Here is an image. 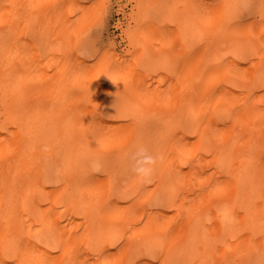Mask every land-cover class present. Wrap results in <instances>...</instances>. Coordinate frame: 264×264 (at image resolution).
<instances>
[{"label":"bare ground","instance_id":"bare-ground-1","mask_svg":"<svg viewBox=\"0 0 264 264\" xmlns=\"http://www.w3.org/2000/svg\"><path fill=\"white\" fill-rule=\"evenodd\" d=\"M0 264H264V0H0Z\"/></svg>","mask_w":264,"mask_h":264},{"label":"clouds","instance_id":"clouds-1","mask_svg":"<svg viewBox=\"0 0 264 264\" xmlns=\"http://www.w3.org/2000/svg\"><path fill=\"white\" fill-rule=\"evenodd\" d=\"M138 154L143 157L145 163H150L151 162L152 157L147 155L146 150L144 148H142V147L139 148ZM98 167H99V164H94L93 165V170H96ZM136 170L142 175L147 174V171H148V169H146L144 167H138Z\"/></svg>","mask_w":264,"mask_h":264},{"label":"rangeland","instance_id":"rangeland-1","mask_svg":"<svg viewBox=\"0 0 264 264\" xmlns=\"http://www.w3.org/2000/svg\"><path fill=\"white\" fill-rule=\"evenodd\" d=\"M117 18H118V16L114 13V15H113L111 21L109 22V27H110V28L108 27V31L111 32L110 34H114V36H116V40H118L117 42L119 43V45H121L123 42L121 41V37L119 36V35H120V31L117 30V29L114 27V25H115L114 22H116ZM111 25H112V27H111ZM114 28H115V29H114ZM110 29H111V30H110ZM119 38H120V39H119ZM121 42H122V43H121Z\"/></svg>","mask_w":264,"mask_h":264}]
</instances>
